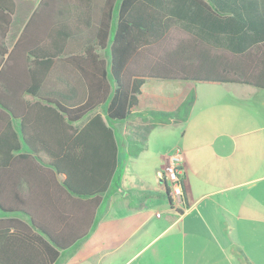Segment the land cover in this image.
Segmentation results:
<instances>
[{"label":"trees","instance_id":"obj_1","mask_svg":"<svg viewBox=\"0 0 264 264\" xmlns=\"http://www.w3.org/2000/svg\"><path fill=\"white\" fill-rule=\"evenodd\" d=\"M117 1L104 0L95 16L93 0H39L8 51L14 2L0 0V211L9 214L0 217V264H53L60 249L86 233L118 165L114 130L101 115L77 124L100 104L107 102L110 119L131 117L147 78L264 89V0H120L114 12ZM106 48L108 61L100 53ZM56 59L80 75L83 101L70 105L43 89ZM194 99L191 89L176 109L149 110L147 130L187 120ZM31 101L48 107L45 116L60 137L57 145L42 142L50 150L36 158L64 176L55 181L64 193L87 205L86 229L66 242L42 223L37 205L29 203L31 191L5 185V153L18 148L6 145L9 132L18 136L13 119H20L29 142L20 110ZM144 146L134 141L129 155ZM179 183L184 207L182 177Z\"/></svg>","mask_w":264,"mask_h":264},{"label":"crops","instance_id":"obj_2","mask_svg":"<svg viewBox=\"0 0 264 264\" xmlns=\"http://www.w3.org/2000/svg\"><path fill=\"white\" fill-rule=\"evenodd\" d=\"M103 1L93 0L95 16L101 12ZM13 2L5 39L8 51L39 0ZM18 11L25 16L12 31ZM103 57L108 61V55ZM43 89L70 105L85 97L80 75L60 59L53 61ZM191 89L195 99L187 120L147 130L149 110L172 111ZM106 106L107 102L100 104L77 124L99 113L112 127L118 143L116 171L84 236L60 249L53 264H264V89L236 82L145 79L139 103L132 109L134 114L120 127L126 139L146 143L136 155H129V143L121 155L118 132L111 124L116 119L107 117ZM44 108L48 107L31 101L20 110L30 144L24 139L20 119H13L18 136L9 132L6 145L18 148L5 153V185H20L23 191H31L29 203L37 205L42 223L66 242L86 229L87 205L77 196L64 193L55 183L64 176L36 158L50 150L42 142L57 145L60 138ZM179 124L181 133L173 146L180 149L187 205L183 207L178 197L168 203L166 197L165 210L152 209L159 185L169 183L161 172L170 163L173 146L157 155L154 184L140 170L133 171L131 178L126 169L131 163L140 169L142 156L153 160L149 152L152 131ZM7 215L0 211V217ZM16 215L26 219L23 214Z\"/></svg>","mask_w":264,"mask_h":264},{"label":"rangeland","instance_id":"obj_3","mask_svg":"<svg viewBox=\"0 0 264 264\" xmlns=\"http://www.w3.org/2000/svg\"><path fill=\"white\" fill-rule=\"evenodd\" d=\"M19 1V0H17ZM31 1V0H30ZM25 14V13H24ZM25 15H22L20 11H18L16 13V16L14 18V29L12 31H15L16 26L19 25V23H21V21L23 20V17ZM114 21H115V16L113 17L112 20V29L114 28ZM16 25V26H15ZM100 53L102 54V56H106L108 55V49H104V50H100ZM111 121H115V122H111L113 128H115V130L118 132V141L121 147V155H123V150H125V147L128 145V149L130 148L132 142V139H126L124 136L121 135L120 131V127L124 126V121H119V120H111ZM181 127L180 124L179 125H173L170 127H165L159 130H154L151 132L150 134V140H151V146L149 149V152L154 155L153 160L151 158H146L145 156L140 157V159L138 160V166H140V169H137V167L131 163V165L126 169V172L128 173V175L132 178V172L133 171H138L140 170L142 172V174L145 176V178L151 183L154 184V177H155V169H154V163L158 164V158L157 155L160 152H163L165 150L170 149L173 144L175 143V140L177 138V136L181 133V129L179 128ZM120 129V130H119ZM141 142H137V145H140ZM176 145H174L171 148L170 153H172V151L175 149ZM154 161V162H153ZM153 186H157V185H153ZM159 193L155 194L153 196L154 201H152V204L150 205V208L154 209V208H159L161 210H165L168 205H167V198L165 195V190L163 185H159ZM168 187H169V192L171 194V200L172 203H174L173 201H175L174 196L172 195V187L171 185L168 183Z\"/></svg>","mask_w":264,"mask_h":264},{"label":"built area","instance_id":"obj_4","mask_svg":"<svg viewBox=\"0 0 264 264\" xmlns=\"http://www.w3.org/2000/svg\"><path fill=\"white\" fill-rule=\"evenodd\" d=\"M180 155V149L175 147L169 157L170 163L167 164L161 172V176H164L169 181L172 187V195L176 198H180L181 194L179 178L182 177L183 179V168L181 166ZM169 195L171 197L170 192Z\"/></svg>","mask_w":264,"mask_h":264},{"label":"water","instance_id":"obj_5","mask_svg":"<svg viewBox=\"0 0 264 264\" xmlns=\"http://www.w3.org/2000/svg\"><path fill=\"white\" fill-rule=\"evenodd\" d=\"M164 184H163V187H164V190H165V195H166V197L169 195V193H167L166 192V187H167V185H166V183L165 182H163ZM168 203H171V201H170V199H168Z\"/></svg>","mask_w":264,"mask_h":264}]
</instances>
